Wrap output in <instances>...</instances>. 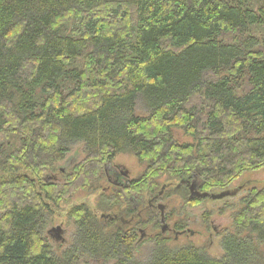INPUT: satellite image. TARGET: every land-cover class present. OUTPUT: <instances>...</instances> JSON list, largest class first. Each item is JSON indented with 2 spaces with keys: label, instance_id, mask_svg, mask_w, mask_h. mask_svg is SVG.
<instances>
[{
  "label": "trees",
  "instance_id": "1",
  "mask_svg": "<svg viewBox=\"0 0 264 264\" xmlns=\"http://www.w3.org/2000/svg\"><path fill=\"white\" fill-rule=\"evenodd\" d=\"M263 26L264 3L251 0H0V264H264V187L241 200L220 258L168 248L159 211L130 199L179 195L167 218L177 214L182 230L185 206L204 199L176 191L180 181L195 175L212 193L264 169V35L254 30ZM77 143L83 161L62 172ZM120 154L144 171L100 195V216L71 208L73 240L55 254L43 234L50 205L105 180ZM140 229L153 243L141 263Z\"/></svg>",
  "mask_w": 264,
  "mask_h": 264
},
{
  "label": "rangeland",
  "instance_id": "2",
  "mask_svg": "<svg viewBox=\"0 0 264 264\" xmlns=\"http://www.w3.org/2000/svg\"><path fill=\"white\" fill-rule=\"evenodd\" d=\"M252 6L255 8L260 4L264 3V0H251ZM256 32H259L260 35H264V26L258 29H254ZM70 89L71 87L68 86ZM66 92V91H65ZM138 102L136 114L139 116L147 115V112L143 106ZM174 138L180 143H189L191 142L190 137L186 136L181 130L175 129L173 131ZM85 154L83 152V145L77 143L72 145L70 151L65 156V159L57 163L58 169H63L66 172L69 168L83 161ZM113 164L122 167L125 171L128 172L130 179H135L142 174L144 171V166L138 162V160L132 154H120L112 161ZM63 172V171H62ZM49 178H52L59 185H61L62 178L58 173L48 174ZM100 176V175H99ZM160 187L171 182L168 176H163L158 180ZM92 187L82 189L79 188L73 192V194L66 198L60 200L57 204H51V216L49 224L45 228L44 236L47 239L48 244L53 249V252L57 255L61 254L73 240L75 226L72 219H69L67 214L71 208L77 205L84 204L87 206L93 213L100 216V213L97 210L98 201L100 195L104 193L108 187V183L101 179L100 177L95 179L91 184ZM264 187V169L246 172L236 181H234L227 190L223 191H236V194L232 197H226L221 200H204L196 205H186L184 208V214L188 215L187 224V234L175 236V233L169 232L166 234L168 237L167 247L170 249H177L188 244H192L195 247L203 248L207 255L211 258H220L223 254V251L220 246V239L222 234L232 230L233 226V215L237 213L242 207L241 200L246 197L248 192L251 189H260ZM217 192H212L217 194L223 191L216 190ZM145 197L143 196V199ZM199 199V198H198ZM201 199V198H200ZM141 200V197H140ZM146 203L147 200H144ZM164 207V215L171 213L172 211H179L183 206L181 197L179 195H172L168 199L159 200L156 204ZM222 210L223 212H220ZM209 213L206 220L204 214ZM177 213V212H176ZM174 215L172 221H166L164 219V224L169 228L172 227L173 221L177 218ZM160 220V217H159ZM215 229L213 231L212 226ZM162 224H160L161 230ZM60 227L63 230L62 238L63 242L56 241L55 234H48L53 228ZM139 234H143L142 243L135 251V258L137 261L144 262L150 259L153 251V243L147 241L150 234L148 229H140ZM192 234L189 235L188 234ZM260 253L264 256V246L260 245ZM113 262H96V261H81L80 264H112Z\"/></svg>",
  "mask_w": 264,
  "mask_h": 264
},
{
  "label": "flooded vegetation",
  "instance_id": "3",
  "mask_svg": "<svg viewBox=\"0 0 264 264\" xmlns=\"http://www.w3.org/2000/svg\"><path fill=\"white\" fill-rule=\"evenodd\" d=\"M104 174H105V180L108 183V187L106 189L107 190L112 189V190H115V192H122L123 189L128 187L129 182L131 180H133V179H130L129 174H128L127 171H125V169L113 164V162L109 163L105 167ZM193 177L194 178L187 179L186 181H180L175 186V190L176 191H178L179 189H185L186 190V187H187L186 192H187L188 198L190 200L198 199V197H196V193L206 194V196L204 198H201V199L210 200L209 199V195L212 194V193L203 191L202 188L200 187V183L198 182L197 177L195 175H193ZM184 182H185V184H184ZM165 186L166 185H163L162 187L165 188ZM163 192H164V190H163ZM140 197H141V200H140ZM130 199L132 200L133 206L135 208H138L140 206V202H142V204H144V202H145L144 201L145 198L143 199V196H139V195H136V194L132 195L130 197ZM157 202H158L157 198H155V199H147V202H146L147 204L146 205L144 204L143 208L145 209L146 207H152V208H156L159 211V213H160V224H162V226H161V229H162L165 224H164V221L163 222L161 221V219L163 218V220L165 219L166 221H168V218H167V214L164 215V213H163L164 212V207L162 208V211H160V209H159L160 205L157 206L156 205ZM137 215H140V213L138 212ZM123 222L125 224L128 223L127 221H123ZM187 222H188V215H187V219H186V223ZM186 227H187V224H186ZM186 227L184 229H182V230H175V229H173V227L169 228L166 225V227H164L163 231L161 230V233H165V236L169 232L175 233V236L184 235V234L188 233ZM212 229H213V231H215L213 226H212ZM189 235H192V234L189 233L188 236Z\"/></svg>",
  "mask_w": 264,
  "mask_h": 264
},
{
  "label": "water",
  "instance_id": "4",
  "mask_svg": "<svg viewBox=\"0 0 264 264\" xmlns=\"http://www.w3.org/2000/svg\"><path fill=\"white\" fill-rule=\"evenodd\" d=\"M61 171L64 172L63 169H61ZM236 194V191H223V192H220V193H217V194H210L209 195V199L210 200H221V199H224L226 197H232ZM206 196V194H200V193H196V197L198 198H204ZM162 208L163 206H159V209L160 211H162ZM161 221L163 222V218L161 219ZM164 227H166V225L163 226V228L161 229L163 231ZM52 232L56 233L55 234V238H56V241H61L63 242V238H62V234H63V230H61L60 227H57V228H53L51 229L50 231H48V234H52ZM143 237V234L141 233V238Z\"/></svg>",
  "mask_w": 264,
  "mask_h": 264
}]
</instances>
